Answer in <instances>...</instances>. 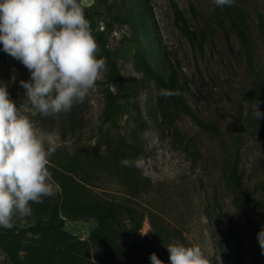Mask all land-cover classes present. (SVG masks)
I'll list each match as a JSON object with an SVG mask.
<instances>
[{
    "label": "rangeland",
    "instance_id": "1",
    "mask_svg": "<svg viewBox=\"0 0 264 264\" xmlns=\"http://www.w3.org/2000/svg\"><path fill=\"white\" fill-rule=\"evenodd\" d=\"M80 2L105 36L130 90L119 92L110 86L106 67L78 105L79 120L72 122L68 114L37 113L20 86L21 80L30 79V72L0 44V84L7 85L10 99L38 130L55 133L57 138V150L48 163L56 191L50 198H60L57 177L69 172L72 155H107V139L116 147L124 137L142 151L138 167L141 179L150 184L149 193L131 197L135 206L179 229L185 237L180 243L199 246L209 264H264L257 240L264 227V210H236L228 168L229 163L238 164L245 188L264 207V119L254 116L258 102L264 112L260 95L264 0H235L248 19L250 55L223 9L212 0H179L182 19L177 18L171 0ZM140 55L174 86V93L139 70ZM107 90L118 97L113 107L107 102ZM193 115L203 123H214L218 132L200 127ZM97 177L87 184L88 194L114 200L130 197L104 165L97 168ZM28 225L26 217L15 219L11 229L0 227V236L22 242V258L28 249L35 251L48 243L60 249L66 240L74 242L73 251L85 261L96 255L93 245L83 244L96 227L93 219L68 220L59 231H34ZM150 229L146 216L142 233ZM11 259L0 239V264H14Z\"/></svg>",
    "mask_w": 264,
    "mask_h": 264
},
{
    "label": "clouds",
    "instance_id": "2",
    "mask_svg": "<svg viewBox=\"0 0 264 264\" xmlns=\"http://www.w3.org/2000/svg\"><path fill=\"white\" fill-rule=\"evenodd\" d=\"M212 3L230 7L235 0ZM0 44L30 72L20 86L26 101L45 117L83 103L107 67L80 0H0ZM259 103L254 116L261 120ZM57 147L55 133L38 130L10 99L7 85L0 84V227L13 228L15 219L31 216L32 203L56 195L48 163ZM134 163L139 160H121V166ZM257 240L264 254V227ZM165 247L169 264H209L199 246L175 242ZM150 260L164 264L155 252Z\"/></svg>",
    "mask_w": 264,
    "mask_h": 264
},
{
    "label": "trees",
    "instance_id": "3",
    "mask_svg": "<svg viewBox=\"0 0 264 264\" xmlns=\"http://www.w3.org/2000/svg\"><path fill=\"white\" fill-rule=\"evenodd\" d=\"M171 1L177 18L182 19L179 0ZM222 9L239 42L250 55L252 39L249 35V23L245 12L236 3ZM85 16L90 21L99 45L98 55L107 61L108 84L114 86L119 92H128L130 86L120 72L117 62L111 57L112 52L106 47L105 36L98 28H95V22L90 14L86 12ZM185 31L188 36H192L188 28H185ZM138 67L145 74L154 77L167 92H175L174 86L161 78L141 55ZM261 89L260 95L264 97V85ZM106 99L109 107H113L118 97L111 90H107ZM78 105H74L70 112L60 113V115L68 114L72 122L79 120L81 115L80 110H77ZM110 112L109 110L108 116ZM193 116L200 127L218 132L214 123H203L195 115ZM110 139L106 141L107 155H72L69 172L61 173L57 177L62 188L60 198L55 200L45 197L42 203H32V214L27 217L28 229L34 231H59L64 228L68 220L93 219L96 227L90 233L89 241L83 244L93 245L97 251L96 255L91 260L85 261V258L80 257V253L73 251L74 242L66 240L63 241L60 249L50 243L40 249L37 247L35 251L28 249L27 255L22 258L19 254L25 248L22 242L16 238H11L9 241L1 235L3 248L11 256L14 264H134V262L151 264L150 257L153 252L164 261V264H169V253L165 245L185 241V237L179 229L169 226L156 213L150 211L147 214L133 204L131 197L149 193L150 184L146 179H141L139 167L135 163L131 167L121 166V160L127 158L133 162L137 159L140 161L144 155H141L142 151L135 144L128 142L124 137H120L116 147H113V141ZM103 165L124 185L130 197L125 200H114L88 194L87 184L98 180L97 168L103 169ZM228 168L229 186L236 210L251 208L256 212H263V205L245 188L238 164L229 163ZM146 216L149 217L151 229L143 234L142 227ZM43 219H45L44 222H42ZM160 249H162L161 252Z\"/></svg>",
    "mask_w": 264,
    "mask_h": 264
}]
</instances>
